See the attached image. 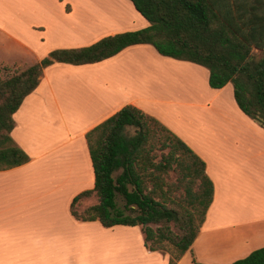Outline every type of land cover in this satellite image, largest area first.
<instances>
[{"label": "crops", "instance_id": "0c3cea01", "mask_svg": "<svg viewBox=\"0 0 264 264\" xmlns=\"http://www.w3.org/2000/svg\"><path fill=\"white\" fill-rule=\"evenodd\" d=\"M149 26L131 0H0V63L32 66L56 49L89 46ZM126 105L155 117L206 164L213 201L176 264H231L264 247V128L209 70L129 46L100 62H55L14 114L29 156L0 170V264H170L141 225L104 226L71 211L95 186L86 135ZM85 201V200H84Z\"/></svg>", "mask_w": 264, "mask_h": 264}, {"label": "trees", "instance_id": "16d2710c", "mask_svg": "<svg viewBox=\"0 0 264 264\" xmlns=\"http://www.w3.org/2000/svg\"><path fill=\"white\" fill-rule=\"evenodd\" d=\"M131 1L149 22L146 28L106 36L89 46L53 50L40 62L0 78V170L30 160L12 137L14 114L39 85L45 67L55 62H100L135 44H151L161 55L206 67L212 88L231 83L238 106L264 128V0ZM157 137L169 151L156 163L149 151ZM86 138L95 186L74 198L72 214L83 221L99 220L106 227L141 225L147 247L164 250L170 244L174 248L170 264H176L197 238L213 201L214 185L203 159L158 119L134 105L124 106ZM173 168L182 174L180 182L193 208L186 202H168L170 188L160 181L161 172ZM146 177L153 182L150 190ZM118 193L126 207L138 208L140 214L132 217L119 209ZM92 195L98 203L87 209L88 216H81L75 205ZM194 264L205 263L194 259ZM231 264H264V247Z\"/></svg>", "mask_w": 264, "mask_h": 264}, {"label": "rangeland", "instance_id": "374dc122", "mask_svg": "<svg viewBox=\"0 0 264 264\" xmlns=\"http://www.w3.org/2000/svg\"><path fill=\"white\" fill-rule=\"evenodd\" d=\"M0 57H1V55H0ZM25 68L26 67H23L21 65H12V64L8 65V64L0 63V78L4 79L8 76H11L15 72L24 70ZM150 149L151 150L149 151L150 152L149 158H153L156 163L159 162L162 159V157H164L166 155V153H168V151H169V149H164L163 147H161V142L159 141L158 137L151 141ZM174 166L176 167V163H174ZM118 173H120V171H118ZM181 176H182V174L179 172V169L173 168L168 173L161 172L160 181L163 182L164 184L165 183L168 184V187L170 188L169 193H168V196H169L168 202L169 203H170V201H172V203L173 202H180V201L186 202V204H188V206L190 208H193L191 203H189L190 200L188 198H186V190L180 182ZM145 181H146L145 186H147V189L150 190L152 188L153 182L150 180L149 177H146ZM193 189L194 190L197 189L196 184L193 185ZM97 203H98L97 196L92 195L88 199H86L85 201H82V202L79 201L75 205V210L81 216L86 217V216H88L87 209H89L91 206H93ZM116 203H117V207L119 209L123 210V212L126 215L136 217L137 215L140 214V210L138 208L134 209V208L126 207L125 199L120 193L117 194ZM152 226L154 228L156 227V225H154V224ZM165 250H169L172 254L174 252V248L170 244L166 245Z\"/></svg>", "mask_w": 264, "mask_h": 264}]
</instances>
